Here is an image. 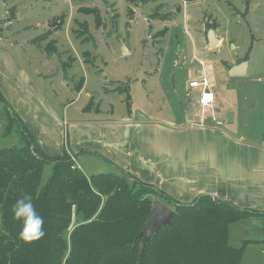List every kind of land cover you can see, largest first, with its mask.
Masks as SVG:
<instances>
[{
	"label": "rangeland",
	"instance_id": "374dc122",
	"mask_svg": "<svg viewBox=\"0 0 264 264\" xmlns=\"http://www.w3.org/2000/svg\"><path fill=\"white\" fill-rule=\"evenodd\" d=\"M210 30L224 44L206 48ZM243 62L247 75L233 79L230 69ZM194 67L214 91L212 79L218 84L223 116H215V103L199 104L205 122L227 125L233 112L239 136L264 144V0H0V147L22 145L30 135L39 146L56 145L64 121L70 128L96 117L119 123L133 103L161 123L177 120ZM38 91L46 101L43 123L30 117L26 124L15 106L38 113ZM111 169L97 163L84 172ZM149 198L163 201L155 193ZM248 239L255 243L248 242L241 264H264V212L231 227L232 245Z\"/></svg>",
	"mask_w": 264,
	"mask_h": 264
},
{
	"label": "trees",
	"instance_id": "16d2710c",
	"mask_svg": "<svg viewBox=\"0 0 264 264\" xmlns=\"http://www.w3.org/2000/svg\"><path fill=\"white\" fill-rule=\"evenodd\" d=\"M30 136L0 147V264H241L254 242L232 245L230 227L258 212L208 196L182 204L127 172L88 177L71 155L49 156ZM24 193L45 221L46 236L32 246L19 239L13 216ZM153 193L175 205L172 226L161 228L141 257L136 239Z\"/></svg>",
	"mask_w": 264,
	"mask_h": 264
},
{
	"label": "crops",
	"instance_id": "0c3cea01",
	"mask_svg": "<svg viewBox=\"0 0 264 264\" xmlns=\"http://www.w3.org/2000/svg\"><path fill=\"white\" fill-rule=\"evenodd\" d=\"M185 33L189 35L188 31ZM215 38L216 43L224 44L216 32ZM207 42L206 48H209V32ZM181 49L183 52L184 48ZM194 51H197L195 46L193 53ZM179 52L178 55H181ZM243 63L235 67H240ZM247 67L249 69L246 65L243 72L232 78H244ZM210 68L213 70V67ZM188 71L187 80L198 79L202 73L196 67ZM212 84L217 99L218 84L213 79ZM31 85L36 89L34 83L31 82ZM197 89L200 88L190 90V97L187 96L189 88L185 87L183 117L180 116L177 120L161 123L148 112L143 114L136 110L133 103L127 107L129 116L122 118V122L107 124L102 122V117H96L86 124L70 128L64 121L60 124V137L56 145L48 147L37 139L48 155H71L75 165L84 174L87 166L105 164L112 168L108 170L109 173L128 172L141 183L154 186L182 204H192L198 198L208 196L216 201L229 202L240 209L256 210L263 214L264 144L246 143L244 136H239V124L235 125L236 114L233 112L227 113L226 123L230 127L218 123L213 126L205 122L202 113L198 112L199 100L192 98L197 94ZM2 91L6 93L5 85H2ZM32 100L38 113L31 112L29 108L28 115L25 111L27 106L21 104L15 106V110L25 123L31 117L42 125L41 117L46 101L41 91ZM221 109L218 102L214 104L213 110L219 121L220 115L223 116ZM50 130L53 133L52 127ZM62 133L65 135L63 143ZM161 202L172 210L175 207L165 200ZM245 220L242 222L245 223ZM262 251L264 253V248Z\"/></svg>",
	"mask_w": 264,
	"mask_h": 264
},
{
	"label": "clouds",
	"instance_id": "9594fccd",
	"mask_svg": "<svg viewBox=\"0 0 264 264\" xmlns=\"http://www.w3.org/2000/svg\"><path fill=\"white\" fill-rule=\"evenodd\" d=\"M13 216L21 225L19 239L25 245L32 246L44 239L46 236L45 221L36 211L31 194L24 193L16 200L13 207ZM0 231H3L2 221H0Z\"/></svg>",
	"mask_w": 264,
	"mask_h": 264
},
{
	"label": "water",
	"instance_id": "95a60500",
	"mask_svg": "<svg viewBox=\"0 0 264 264\" xmlns=\"http://www.w3.org/2000/svg\"><path fill=\"white\" fill-rule=\"evenodd\" d=\"M215 32L214 30L209 31V40L211 46L215 45ZM246 63H243L240 67H235L230 69L231 75H237L240 72H243ZM229 70V71H230ZM173 210L170 209L167 205L162 202H155L152 208V211L147 220L146 226L141 231L139 236L136 239V243L140 241L141 257L145 254L146 247L151 243L154 236L159 232V230L165 226H172V215Z\"/></svg>",
	"mask_w": 264,
	"mask_h": 264
},
{
	"label": "built area",
	"instance_id": "2783aa9c",
	"mask_svg": "<svg viewBox=\"0 0 264 264\" xmlns=\"http://www.w3.org/2000/svg\"><path fill=\"white\" fill-rule=\"evenodd\" d=\"M189 88H200L201 89V97L199 100V104L205 107H210L215 103V91L209 85L207 79L205 77H200L199 79L190 81Z\"/></svg>",
	"mask_w": 264,
	"mask_h": 264
},
{
	"label": "flooded vegetation",
	"instance_id": "af4514ba",
	"mask_svg": "<svg viewBox=\"0 0 264 264\" xmlns=\"http://www.w3.org/2000/svg\"><path fill=\"white\" fill-rule=\"evenodd\" d=\"M214 32H216V31H214Z\"/></svg>",
	"mask_w": 264,
	"mask_h": 264
}]
</instances>
